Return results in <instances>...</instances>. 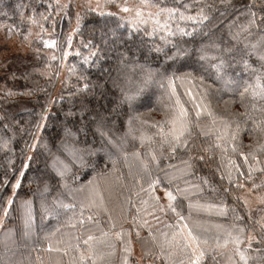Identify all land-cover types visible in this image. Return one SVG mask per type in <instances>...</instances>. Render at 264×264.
<instances>
[{
	"label": "trees",
	"instance_id": "1",
	"mask_svg": "<svg viewBox=\"0 0 264 264\" xmlns=\"http://www.w3.org/2000/svg\"><path fill=\"white\" fill-rule=\"evenodd\" d=\"M153 2L179 7L185 16L196 19L180 20L177 13L175 19L168 20L166 28L156 31L151 24L130 21L136 25L125 24L122 32L112 34L104 41V38H99L96 42H86V31L89 27L97 31L107 19L106 13L101 16L98 12L82 11L81 32L76 28L75 33H70L76 11L74 3L0 0V36L4 41H15L20 47L18 52L9 54L7 51L4 56L0 55V264H68V257L62 253L47 251L49 239L53 240L55 247L54 241L65 233L83 236L84 229L79 225L75 229L67 226L66 220L72 216V210L60 208L59 215L54 216L45 211V206H51L59 197L65 204H75L78 215L80 201L88 196L89 187L100 191L108 209L106 213L101 211L98 217L101 227L105 231L109 229L111 216L112 223L116 224L112 231L123 229L130 233L133 250L130 260L139 259L140 264H145L141 259L145 251L157 250L150 242L145 243L147 228H139L141 238H136L133 218H136L137 225L146 220L154 233L167 230L165 225L174 222L173 214L160 213L153 199V195L160 197L159 203L166 205L165 189L175 194L176 188L180 187L191 193L192 202L223 203L227 206L226 216L217 215L216 210L193 211V219L204 222L211 237L220 235L225 239L227 229L236 236L238 228H232L236 224L245 228L241 234L243 247L247 243L248 230L258 229V218L251 216L244 203V192H247L244 190L248 188L264 196V186L252 189V183L264 185V173L254 170L252 179H246L248 166L238 152H232L228 137L221 131L223 124L220 121L213 125L207 115L201 119V124L206 126L205 131L211 129V133L207 137L196 138L194 155H203L204 160L193 162L192 174L180 171L184 169L182 161L188 159L184 150L178 149L175 158L161 159L159 167L153 164L147 171L132 156L134 151H139L144 158L147 141L142 147L141 135L156 133L157 128L153 125L164 121L169 112L165 107L170 103L165 77L173 73L176 76L191 73L187 79L175 81L177 95L186 108L191 111L196 104L203 107L202 97L206 90L211 110L217 115L227 114L224 101L232 99L233 94L216 79V69L212 65L217 60L211 57L219 56L226 45L235 43L237 49H244L245 44L250 48L258 43L259 34L245 39L247 34L241 33L240 42L231 39V34L240 32L247 23V17L240 13L246 11L243 5L250 0ZM184 4L189 7L184 9ZM200 9L208 16L202 22L198 15ZM163 21L162 16L161 23ZM181 28L191 35L182 34ZM45 41H55V45H46ZM67 47L69 54L65 56ZM205 53L207 57L201 60ZM258 54L259 48L249 61L254 68L259 67ZM228 71L230 74L240 73L242 65H234ZM246 78L251 79L250 76ZM243 110L238 98L227 109L230 112ZM256 115L259 117V113ZM217 136L221 137V147L204 152L203 149L214 143ZM259 139L258 132L254 138L245 130L238 141L240 151H252L249 145L254 146ZM73 151L78 159L73 158ZM54 157L68 166L63 179L53 167ZM260 159L258 167H264V156ZM230 160L239 168L233 167ZM168 165H174L176 171ZM165 172L179 178L170 182ZM229 172L231 182L227 178L221 179ZM240 172L244 173L243 177ZM205 178L209 181L207 185L202 183ZM153 179H159L160 183L150 190L149 184ZM17 180L19 187L13 195V185ZM238 180L244 183V188L237 186ZM62 184H67L68 188ZM188 185H201L204 191L198 192ZM81 186H85L82 192L69 195V188L79 189ZM9 197L13 199L11 205L7 204ZM238 197L244 200L236 199ZM179 200L187 215L189 200L182 197ZM25 201L30 202L28 224L25 223V219H29ZM88 214L85 210L84 215ZM153 216H158L161 222L157 223ZM236 216L242 219L236 220ZM216 224L223 225V229L214 228ZM85 228L100 236L93 225L86 222ZM57 229L56 236L49 237ZM228 239L229 246L221 248L219 252L222 255L216 257L218 264H228V256L234 248L232 238ZM113 242L116 252L110 257L111 264H122L125 253L121 249L124 245L114 238ZM253 247L264 248V245L254 244ZM250 255L253 257L250 264H259V257L264 252L250 250ZM208 264H213V261L209 260Z\"/></svg>",
	"mask_w": 264,
	"mask_h": 264
},
{
	"label": "snow or ice",
	"instance_id": "2",
	"mask_svg": "<svg viewBox=\"0 0 264 264\" xmlns=\"http://www.w3.org/2000/svg\"><path fill=\"white\" fill-rule=\"evenodd\" d=\"M111 0H106V3H110ZM140 7L130 8L128 6H122L121 11L125 13L135 12V19L139 21L140 24H145L148 19L142 17V8H155L154 13H150L149 19L153 21V31L158 29H164L167 27L169 19H175L176 14L179 13L180 20H195L193 16H185L184 12L181 11L179 7H167L161 6L158 2H153V0H140ZM103 5L98 4L97 8H102ZM189 5L184 4L183 8L187 9ZM243 7L246 9L241 15L247 17V23L243 25L240 32L231 34V39L234 42H240L241 33H246L245 39L251 37L255 34H259V41L256 44H252L251 47L245 44L244 49H237L235 43L232 46H224L220 51L219 56L211 57L217 60V63L213 64L212 67L216 69V79L223 82L225 90L231 91L233 98L224 101L227 114L217 115L211 110V101L208 100V93L205 90L202 97L201 104L194 105L193 110H189L181 102L179 96L176 92L175 81L184 80L191 76V73H187L184 76H176L175 73L165 77L167 80V86L169 89L168 99L169 104L165 105L169 109L166 114L165 120L162 122H157L153 127L157 128V132L152 136L141 135L140 143L142 147H145V141H147V151L144 158H142L139 151H134L132 156L140 161V165L143 170L147 171L150 165L155 164L159 167V162L161 159L175 158L177 150H184L188 153V159L183 160L184 169L180 170L184 174H192V169L194 166V161L204 160L203 155L196 156L194 151L196 146V138L207 137L211 133V129L205 131V125L201 124V119L203 116L207 115L211 118L213 125L220 121L223 124L221 131L225 137H228V144L231 146L232 152L237 153L243 157L245 165L248 166L249 175L246 179L251 180V173L254 170H258L264 173V167H258L261 164L260 157L264 156V0H250L249 3L244 4ZM253 9H256L255 11ZM90 11H96V8H90ZM108 15H115V13H107ZM100 15H105L104 11L100 12ZM201 22L207 20L208 16L204 14L203 9H200L198 13ZM164 17L163 23H161V17ZM31 19V18H30ZM123 19V17H121ZM33 22H35L33 20ZM77 23L79 24V15L77 16ZM255 29V32H253ZM179 31L185 35H191V33H185L181 28ZM151 35V33H148ZM71 37H69V41ZM45 44L55 45V41H45ZM219 48V45H215ZM257 48H259V54L257 56V61L259 67H252L249 63L251 57L256 53ZM67 53H65V56ZM239 55V59H237ZM207 57V53L201 55L200 59L203 60ZM55 59V57H53ZM231 62V63H230ZM234 65H242V71L240 73L230 74L228 69L232 68ZM246 76H250L251 79H247ZM235 86V87H233ZM161 87H164L161 84ZM189 96L192 95L190 91H186ZM244 109L243 111L230 112L227 111L230 104L237 102ZM259 113V117H257ZM131 122V118L130 121ZM249 124L251 127L249 128ZM165 125H168L167 129ZM245 130L248 131L249 135H253L258 132L260 134L259 142L255 145H249L252 151L247 153L240 151V144L238 143L240 139V134ZM71 135V133H68ZM102 135L104 133H101ZM154 137H156L154 139ZM221 137L217 136L214 143L207 145L203 151L209 152L213 148H220L219 143ZM35 147V145H33ZM72 156L74 159H78L76 153L73 151ZM127 156V154H126ZM251 160V162H250ZM233 167L239 168L231 160L229 161ZM60 165L57 167V165ZM28 165L26 164L25 167ZM53 167L56 168L57 175L63 179L66 172L68 171V166L59 162L57 158H53ZM168 168L176 171L174 165H168ZM23 175V172L21 173ZM241 177L244 176L243 172H240ZM165 176L171 179H178L177 176H172L170 173L165 172ZM229 179L231 182V172L227 177L222 176L221 179ZM159 179H153L149 184V189L154 190V187L159 184ZM202 183L207 185L209 181L205 178ZM236 184L240 188H244V183L239 180ZM92 182H89V186ZM64 188H68L67 184L61 185ZM264 185L252 183V189L260 188ZM19 187V180L13 185V195H15V189ZM85 186H81L79 189H68L69 195L74 192H82ZM188 188H196L198 192H203L204 188L201 185H188ZM47 191V187H45ZM141 191H144L142 188ZM215 191V189H213ZM225 192L228 191L227 188L224 189ZM251 191V189L249 190ZM191 193L187 192L186 189H181L177 187L175 194L173 191L165 189L164 198L167 204H160V197L154 196L153 199L157 202L158 211L167 215V212H171L174 217V222H169L165 225L167 230L159 231L156 233L152 231L151 225L145 220L139 225L135 223L136 218L134 217L133 230L135 231V236L140 239L139 228H147L148 235L145 239V243H151V245L157 250L155 252L145 251L144 256L141 259L144 260L145 264H208V261H213V264H218L216 257L217 255H222L219 252L221 248H226L229 239L232 238V243L234 248L231 250V254L228 256V264H250L253 257L250 255V250L256 253L264 252V248L253 247V245H264V223L257 221L258 229L253 227L248 230V235L246 237L247 243L241 247L242 237L241 234L245 232L244 227H240L236 224L232 225V228H238L236 236H233L232 230H225V239L221 242L219 235L215 237H209V229L206 227L204 222L199 220H194L192 217L193 211L199 212H209L211 210H216V214L220 216L227 215V206L223 203L214 204L208 202H192L190 199ZM189 200L187 205L188 214L185 215L183 212V207L180 204L179 198ZM236 199L244 200L243 197H238ZM261 203H264V198L260 199ZM13 199L8 198L7 204L11 205ZM247 204V200H244ZM80 213L77 215L75 212V204H65L59 197L53 200L51 206H45V211L50 215L58 216V209H68L72 210V216H68L66 224L68 227L75 229L79 225L84 229V235H73L70 233H65L60 239L54 241L55 247L53 246V240L49 239L47 246V251H56L63 254V256L68 257V264H111L110 257H112L116 252V244L113 242V238L116 241H121L124 245L121 249L125 255L122 257V264H140L139 259H131L132 254V241L131 234L126 233L123 229L120 231H112L116 228V224L112 223V217L109 216V229L107 231L101 227V222L98 219L101 211L107 212L108 209L105 207L104 197L101 195L100 191L95 187H89L88 196L80 201ZM24 207L28 212L30 219V202L25 201ZM93 209L95 211L93 212ZM85 210H88L90 214L84 215ZM235 212V209H232ZM139 211V210H138ZM5 214H7V209H5ZM153 219L160 223L158 216H153ZM240 216H236V220H241ZM251 219V217H249ZM93 225L95 230L100 232V236L97 237L91 234V229L85 228V223ZM217 230L223 229V225L216 224L213 225ZM59 229L53 231L49 234V237H55L56 232ZM125 236L128 239H125ZM151 256V259L147 257ZM259 264H264V255L259 257Z\"/></svg>",
	"mask_w": 264,
	"mask_h": 264
},
{
	"label": "rangeland",
	"instance_id": "3",
	"mask_svg": "<svg viewBox=\"0 0 264 264\" xmlns=\"http://www.w3.org/2000/svg\"><path fill=\"white\" fill-rule=\"evenodd\" d=\"M60 1L63 4L67 3H74L75 6V17L73 20L72 24V32L70 33H75V29L78 28V31L81 32L79 28L80 22V13L84 10H89L90 8H96V11L100 13L101 11H104L106 14L107 13H115V15H108L107 14V19L105 20L104 24L98 26L97 31L94 29H89L86 31L87 38L86 42H96L99 38H104L102 41L106 40L112 34H116L122 32V30L125 28V24H140L139 21L135 19V12H129L125 13L121 11L122 6H128L130 8H135V7H140V0H111L110 3H106V0H57ZM103 5L102 8H97V5ZM156 11L155 8H148V7H143L142 8V17L145 19H148V24L153 25V21L149 19L150 13H154ZM79 15V24L77 23V16ZM123 17V19H121ZM130 21L135 22V23H130ZM146 24V23H145ZM98 32V33H97ZM72 35V34H71ZM94 44V43H93ZM10 50H9V49ZM20 49V47L15 43L13 40H5L0 36V55L4 56V53L7 51H10L9 54H12L13 52L17 51ZM69 48L67 47L65 53L67 55L69 54ZM6 54V53H5ZM188 56V55H187ZM56 170V169H55ZM57 172V171H56ZM245 193V200H247V207L252 213L251 216L257 217L259 221L264 223V203L260 202L261 198H264V196H259L258 194L249 191L250 189L246 188L244 191ZM30 219H25V223L28 224ZM216 235V234H215ZM208 236L211 237V234L208 233ZM217 236V235H216ZM220 236V235H219ZM224 236H220L221 242H223L224 239H222ZM229 244L227 245V247ZM136 253V252H135Z\"/></svg>",
	"mask_w": 264,
	"mask_h": 264
}]
</instances>
